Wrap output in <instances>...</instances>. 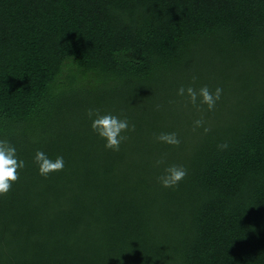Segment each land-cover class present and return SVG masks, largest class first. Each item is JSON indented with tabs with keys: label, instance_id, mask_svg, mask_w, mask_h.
Here are the masks:
<instances>
[{
	"label": "trees",
	"instance_id": "trees-1",
	"mask_svg": "<svg viewBox=\"0 0 264 264\" xmlns=\"http://www.w3.org/2000/svg\"><path fill=\"white\" fill-rule=\"evenodd\" d=\"M89 109L134 125L118 151ZM0 140L25 162L0 264H264V0H0Z\"/></svg>",
	"mask_w": 264,
	"mask_h": 264
},
{
	"label": "clouds",
	"instance_id": "clouds-1",
	"mask_svg": "<svg viewBox=\"0 0 264 264\" xmlns=\"http://www.w3.org/2000/svg\"><path fill=\"white\" fill-rule=\"evenodd\" d=\"M193 77V81H195ZM222 88L217 87L214 91L207 86L201 87L199 90L189 86L187 88L180 87L177 95L187 96L188 101L195 107L206 105L209 111L215 109L217 101L221 98ZM87 116L92 120V130L102 139L105 140V148L118 151L123 141L127 140V136L122 133L134 130V125L130 128L127 118L121 119L111 114L101 115L98 110L89 109ZM93 117H95L93 119ZM202 118L193 122L194 129L203 128L207 133L210 129L204 127ZM158 142L171 146H179L181 143L177 133H160L155 137ZM228 147L227 143L218 145V148L224 150ZM17 149L6 140H0V196L6 195L14 182L19 179V170L25 166L23 160L18 159L16 155ZM34 162L38 166V174L48 177L53 172L62 171L64 168V159L57 156L54 160L49 158L46 153L37 151ZM163 159L157 160L156 164H163ZM187 175V170L182 166L171 165L164 169V173L157 177V181L165 188H174Z\"/></svg>",
	"mask_w": 264,
	"mask_h": 264
}]
</instances>
